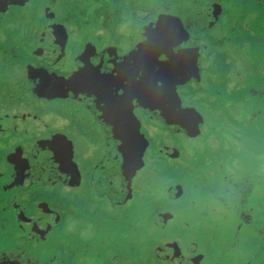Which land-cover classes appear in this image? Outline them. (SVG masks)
I'll return each instance as SVG.
<instances>
[{
	"label": "flooded vegetation",
	"instance_id": "af4514ba",
	"mask_svg": "<svg viewBox=\"0 0 264 264\" xmlns=\"http://www.w3.org/2000/svg\"><path fill=\"white\" fill-rule=\"evenodd\" d=\"M68 1L48 0L45 12L49 16V22L42 23L37 22L32 13L36 7L43 8L44 0H0V88L2 89L0 159L6 160L5 164L0 166V226L23 228L24 223L30 224L29 240L35 237L43 242V245L39 246V251H35L36 247L31 249L32 258L37 263L41 260L42 264H59L57 262H61L60 264H199L194 258L190 259L191 253L183 249L180 250L184 254H177L175 251L158 254L154 243H158L161 234L154 227L155 220L158 221L160 214L163 215L165 212L162 209L163 199L170 187H184L183 182L179 180V170L185 174L183 180L200 178L206 185L209 181L210 183L216 181L218 184L220 180H224L225 190H228L229 176L224 175L222 163L213 166L216 164L210 161L209 157L197 160L194 151L195 162L191 163L187 161L188 157L184 156L183 149L177 146L161 150L166 153L156 150L146 131V125L155 121L169 122L172 128L181 127L187 130L184 135L195 140L202 132L200 127L202 117H208L193 106L194 100L200 95L199 93H205L206 90H208L206 94L212 90L219 91L213 88V83L206 73L207 63L212 69L211 74L218 69L217 61L214 63L209 54L216 53L213 52L214 48L220 49L222 53L226 51V56L229 57L226 64L229 65L234 59L228 55L229 48L241 50L247 43L246 47H251L247 38L255 35L257 30H252L251 19L244 20L236 11H234L235 19L229 17L232 0H210L211 4L207 3L208 0H179L170 6L166 4L163 12L156 13L151 26L137 28L138 31L134 30L126 34L127 39L123 35L112 43L114 38L112 32V38L111 33L108 34L110 38L107 45L101 46V40L95 39L92 41H95L97 47L78 46L66 49L64 45H67L70 39L69 32L79 35L80 38L84 35L86 37L83 38L91 40L83 31L84 22L96 23L92 21L93 17H86L85 0H74L77 1L79 8L77 15L79 19L71 23L74 24L72 27L63 22L59 23L56 6L58 2L67 5ZM236 2H247L253 9L258 7L257 10L261 8L264 10L259 5L264 3V0H236ZM90 5L95 7L93 4ZM109 9L111 11L106 10L107 17L95 16L97 22L102 20L103 26L111 23L112 3ZM89 12L87 10V15ZM142 15H149V9ZM240 18L243 21L239 20ZM239 26L243 27L245 33L236 31ZM218 27L222 33L216 31ZM230 29L234 30L228 33ZM100 31H102L101 35L109 32L104 27ZM217 34H223L224 38L220 39ZM124 39L127 41L125 42ZM149 49L153 53L156 52V55L166 54L167 61L171 64L168 73L163 75L164 84L154 91L157 101H155L156 108L153 107L152 112L145 105L144 95L138 99L135 95L137 93L130 94L127 86L122 85L117 77L114 78L118 71L130 69L140 53ZM236 62L238 63V60ZM31 66L44 71L46 75H40L38 80L34 79L33 82L25 84L21 72L30 69ZM11 69H17L19 77H14L12 73L17 70L11 72ZM91 70L94 73H91ZM78 76H82L79 81L82 95L62 96L53 92V85L73 86ZM203 78L209 80V83L203 82ZM100 80H104L102 84L99 83ZM222 81L225 83L227 77H223ZM235 82L226 85L235 86ZM187 86L189 92L196 91L193 100H188L184 96ZM252 93L255 94L249 99H241L240 103L244 104L252 98L264 102L262 95L264 87ZM220 97L222 99L220 101H223L224 97L221 95L216 98ZM208 99L214 101L211 93ZM46 102H59V105H63L59 109L47 108ZM213 113L219 115L218 112L213 111ZM112 116L116 119L127 117L134 120L138 126V137L133 144L140 147L138 153L140 161L137 160L133 166H127L122 161L124 158L115 161L116 171L126 175L130 189L129 197L121 203L116 202L108 191L101 190L96 183L97 178L103 181L102 176L107 173L104 171L105 174L103 172L100 174L102 164L107 160L112 164V147L116 145L114 137L119 134ZM190 116L196 120L195 124H190ZM186 117L188 120L185 119ZM84 119L86 124L97 126L102 145L95 156L90 158L88 163L85 162L88 167L86 174L71 158L66 150V144L56 142L58 138L66 140L71 132L81 131ZM104 121L109 124V128L105 126ZM169 134L172 135L170 131ZM165 160L170 161L172 165H166ZM139 163L141 165L137 172L139 179L135 178L131 184V172ZM184 163L192 164L188 169L198 173L189 175L181 167ZM150 164L151 172L155 176L148 174L147 167ZM212 167H217L220 172L211 175L209 169ZM171 169L173 171H170ZM168 174H172V182L161 184ZM143 175L145 177L141 181ZM210 176L215 178L210 180ZM84 178L87 186L90 185L89 196H94L96 203H101L111 212L102 210H99V213L89 212L86 216L77 219L80 208L75 209L73 219L77 222L73 225L77 228L79 226V230L83 231L78 239H75V235L67 230L68 216L63 220V215L68 210L51 209L49 204L45 203L47 201L45 196L50 195L54 188H56L54 191L61 189L67 192L65 188L78 184ZM231 179L230 183L232 186L235 184L234 189L237 191L239 182ZM43 193V202H38L37 198ZM181 194L185 195V191ZM168 195L169 202L176 203L174 195H178L177 191L173 190ZM66 197L70 199V195ZM239 197L241 204L246 207L245 197L244 199H241L242 196ZM45 204L48 206H43ZM148 205L151 207L146 210ZM112 207L121 208L117 211L112 210ZM178 213L180 212L175 210L172 212L174 216ZM198 215L204 216V213ZM101 216L105 222L102 225L94 221L87 222ZM164 227L168 229L167 224ZM180 227L179 224L176 229L182 233ZM55 228L59 231L57 232L59 243H51ZM199 230L203 232L204 226ZM46 242H50V248H47ZM150 244V248L145 249ZM209 244L213 246L210 239L207 240V245L210 246ZM58 247L61 252L57 255ZM63 247L66 248L62 249ZM196 253L205 264H229L227 260L219 262V258L214 256L215 252L211 253L212 257L209 258L205 256L208 253L206 249ZM21 254L18 255L19 258L26 261L25 258L28 256ZM32 258L30 263L33 264Z\"/></svg>",
	"mask_w": 264,
	"mask_h": 264
},
{
	"label": "rangeland",
	"instance_id": "374dc122",
	"mask_svg": "<svg viewBox=\"0 0 264 264\" xmlns=\"http://www.w3.org/2000/svg\"><path fill=\"white\" fill-rule=\"evenodd\" d=\"M47 1L44 0L42 3L43 8L36 7L32 13L35 15L37 22H49V16L45 12L47 11ZM77 1L69 0L67 5L64 2H58L55 10L57 11L59 23L63 22L72 27L74 24L71 23L78 21L79 17L77 15L79 8L76 4ZM135 1L126 0L122 10L111 15V23H106L103 26L102 20L97 22L95 16L97 15L100 18L107 17L106 10L109 8L110 3L114 5V0H85L84 11H86V17H93L92 21H96V23L93 22L92 24L84 22L83 31L91 40L83 38L86 37L84 35L80 38L79 35L69 32L70 39L67 45H64V48L72 49V47L78 46L80 48L97 47L98 45L94 43L95 41H92L95 39L101 40V46L107 45L110 36L112 38V32H114L112 43H115L116 39L123 35H125V38L126 34L137 30V28L140 29L147 25L148 27L151 26L156 13L165 10L166 4L170 6V4L173 5L179 0H142V3L138 6L135 5ZM207 3L211 4L210 0ZM90 4L95 5V7ZM231 5L232 8L229 12V17L235 19L234 11H236L244 20L247 18L251 19L252 30L257 31H255V35L247 38L248 42L251 43V47H246L248 46L247 43L241 50L237 48L235 50L233 47L229 48L228 55L234 58L229 65L226 64L229 61V57L226 56V51L222 53L220 49L214 48L213 52L215 51L216 53L209 54L214 60V63L217 61L218 66L216 68L218 69L211 74L210 71L212 69L209 63H207L205 64V67H207L206 73L210 77V82L213 83V88L219 91H209V94L211 93L214 97V101H211L208 99L209 94H206L208 90L204 93L200 89H197L201 93H199L200 95L197 94L199 96L194 100L193 106L208 117H202L200 125L202 132L195 140H192L189 136L184 135L187 130L181 127L172 128L169 122L162 123V121H158L159 123H157L155 121L154 123L146 125V131L149 133V137H151V141L154 143L156 150L161 151L168 149V147L173 148L177 146L183 149L184 156L186 155L188 157L187 161L191 163L195 162L193 151L197 155V160L209 157V160H212L216 164L213 166L222 163V166H224V175L227 174L229 176L228 190H225L226 183H224L223 187L224 180H220L218 184L216 181H212L211 183L209 181L207 185L200 178L183 180L185 174L179 170V180L183 182L184 187H170L169 192L166 193V197L163 199L164 206L162 205V209L165 212L163 215L160 214V219H157L158 221L155 220L154 223L155 229L160 231L161 238L154 245L156 246V252L158 254H167L170 251L181 254L183 251L180 249L186 250L185 252L191 254H185L189 255L190 259L194 258L199 264H205L201 262L202 258L196 256V252L201 249L208 250V253L205 255L207 258L209 256L212 257L211 253L215 252V255H213L215 258H219V262L227 260L229 264H264V102L252 98L244 104L240 103L241 99H249L250 96L255 94L252 93L253 91L255 92V90L264 87V10L262 8L257 10L258 7L253 9L250 3H238L236 0H232ZM259 5L264 8L263 2ZM113 8L116 9L115 7ZM148 9L149 15L143 16L142 14H145V11ZM87 10L90 11L88 15ZM242 18L239 20L243 21ZM103 27L109 32L101 35L100 33L102 31L100 29ZM233 30L230 29L228 33ZM216 31L222 33L219 27ZM236 31L245 33L243 32L242 26H239V29H236ZM109 33H111L110 36L108 35ZM217 36L220 39L224 38L223 34H217ZM125 39L124 41L126 42L127 40ZM83 43L84 45H82ZM12 44L10 47H12ZM237 60L238 63L236 62ZM214 63L212 64L214 65ZM13 70L11 69L10 71L12 72ZM11 72L9 73L10 76ZM21 73L25 84L33 82L34 79L38 80L40 75H46L44 71L32 66L30 69H26ZM12 75L17 77L20 74L17 70L13 71ZM223 77H227L225 83L222 81ZM209 80L207 81V79L203 78V82L207 81L209 83ZM230 82H235V86L227 87L226 84ZM195 92V90L189 92L187 86L184 96L188 100H193V96L196 95ZM219 95L224 97L223 101H220L222 100L221 97L216 98ZM0 96H2L1 88ZM59 104V102H46L45 107L59 109L63 105ZM213 111L215 113L218 112L219 115H214ZM185 119L188 120V117ZM189 122L190 124H195L196 120L190 116ZM169 131L172 135L169 134ZM99 137L101 138V134L97 126L94 124H86L84 119V125L81 131L71 132L66 140H60L58 138L56 142L66 144V150L71 155V158L77 162V165L82 167L84 174H86V169L88 168L86 167V163L102 147ZM161 153L166 152L161 151ZM5 162V159H0V166L5 164ZM165 164L168 166L172 165L168 160H165ZM151 166L150 164L147 167L148 174L149 176H155L151 172ZM191 166L192 164L190 163L181 165L189 175L198 173L188 169ZM140 167L141 165L139 163L132 170L131 184L137 178V172ZM170 171L173 170L171 169ZM198 171L200 172L199 168ZM209 172L211 175L218 174L220 170L217 167H212L209 169ZM144 177L143 175L141 181L144 180ZM171 177L172 174L166 175L165 181H162L161 184L171 183ZM212 178L215 177L210 176V180ZM231 178L239 182L237 183L239 186L237 191L234 189L235 184L232 186L230 183ZM249 187L254 188V190H250ZM55 189H50V195L45 194L48 196H45L47 201L45 202L44 199V202L49 204L53 210H68L63 215V220L68 216V220H66L67 230L75 235V239H78L79 234L83 233L82 230H79V226L77 228V226L73 225V223L77 222L73 219L75 209L80 208V213L76 216L77 219L86 216L89 212L99 213V210L111 212L108 208L102 206L101 203H96L93 195V197L89 196V192H91L90 185L87 186L85 178L78 184L65 188L69 193L61 189L54 191ZM173 190L177 191L178 194L177 196L174 195L176 203L169 202L168 200V194ZM182 191H185V195L181 194ZM72 192L74 194H71ZM248 194L250 195L245 196ZM43 195L44 193L37 198L38 202H43ZM67 195H70V199H67ZM72 196L73 199H71ZM239 196H242L241 199L245 197V201L247 200L246 207L241 204ZM47 204L43 206H48ZM150 207L148 205L146 210H149ZM120 208L112 207V210L115 209L118 211ZM174 210L180 213L174 216L172 214ZM198 213H204V216H199ZM102 217L88 220L87 222L94 221L102 225L105 223ZM166 224L168 225L167 230L164 227ZM179 224L183 230L182 233L176 229ZM203 226L204 230L200 232L199 229ZM28 231H30V224L26 225L25 223L23 228H5L3 225L0 226V264H32L30 263L33 254L32 250L36 247L35 251H39V246L43 242H41L42 240L40 238L35 237L29 240L31 234ZM57 232L59 231L55 228L52 232L51 243H59L57 241V237L59 236ZM208 239L213 242V246L209 244L212 249L207 245ZM45 245H47V248H50L51 244L50 242H46ZM150 246L151 244L146 246L145 249H149ZM65 248L63 247L62 249ZM60 252L61 249L58 247L56 250L57 255ZM21 253L28 256L25 258L27 262L19 258L18 255H22ZM59 256L61 257V255ZM32 262L33 264H42L41 260H38L37 263L35 260L33 261V258ZM57 263L60 264L61 262Z\"/></svg>",
	"mask_w": 264,
	"mask_h": 264
},
{
	"label": "water",
	"instance_id": "95a60500",
	"mask_svg": "<svg viewBox=\"0 0 264 264\" xmlns=\"http://www.w3.org/2000/svg\"><path fill=\"white\" fill-rule=\"evenodd\" d=\"M167 58L166 54L160 53L159 55H156V52L153 53L150 49L148 51H142L140 56L137 58V61L132 64L130 69L118 71L114 78L117 77V80H120L122 85H126L127 91L130 94L137 93L135 95H137L138 99L142 98L144 95L145 97L143 98L146 101L145 105L148 110L152 112L153 107L156 108L155 101H157L154 91L157 87L164 84V82H162L163 75L167 74L171 67ZM90 72L94 73L93 70ZM81 79L82 76H78L73 86L53 85V92L62 96L82 95L80 91L82 86L79 83ZM164 80H166V78H164ZM102 81L104 80H100L99 83L102 84ZM42 88H44V86ZM118 112L120 111L118 110ZM113 123L117 126L116 130L119 134L114 137V144L116 145L112 147V164L109 163V160L102 164L100 174L101 172L104 174L105 172L107 173L102 176L104 177L103 181L100 180V178H97L96 183H98L101 190L108 191L116 202L121 203L126 201L129 197L130 189L127 183L128 181L126 175L123 173L120 174L116 171L115 161L124 158L122 161L126 163L127 166H133L137 160L138 162L140 161L138 155L140 147H136L133 144L138 137V126L134 120L128 119L127 117L119 119L113 117ZM104 124L107 128H109V124L107 122L104 121ZM143 143L145 144L144 141ZM110 170L112 173H110Z\"/></svg>",
	"mask_w": 264,
	"mask_h": 264
},
{
	"label": "trees",
	"instance_id": "16d2710c",
	"mask_svg": "<svg viewBox=\"0 0 264 264\" xmlns=\"http://www.w3.org/2000/svg\"><path fill=\"white\" fill-rule=\"evenodd\" d=\"M114 5L112 4V14H115L117 12H119L120 10H122L123 6L126 3V0H114ZM142 3V0H136L135 5L138 6ZM113 7H115L116 9H114ZM168 8V7H167ZM108 11H111L109 8L107 9ZM159 12H163V11H159ZM138 16V15H136ZM164 16V15H163ZM113 18V17H112ZM228 78L230 79V76L228 75ZM230 87V86H229Z\"/></svg>",
	"mask_w": 264,
	"mask_h": 264
}]
</instances>
